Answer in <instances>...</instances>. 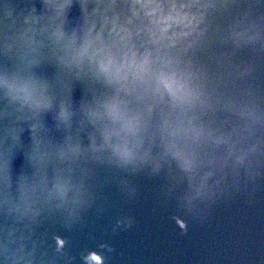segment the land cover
I'll list each match as a JSON object with an SVG mask.
<instances>
[{
  "label": "water",
  "instance_id": "95a60500",
  "mask_svg": "<svg viewBox=\"0 0 264 264\" xmlns=\"http://www.w3.org/2000/svg\"><path fill=\"white\" fill-rule=\"evenodd\" d=\"M202 2L215 7L203 36L184 54L200 68L207 90L199 119L216 136H228L237 151L257 150L238 164L228 144L209 139L201 145V157L218 162L209 184L221 183L212 199L200 193L199 177L190 178L170 157L125 168L88 156L74 165L77 199L50 200L42 177L64 167L51 146L65 131L87 145L92 130L76 117L57 128L54 113L62 102L71 108L90 101L103 86L62 72L45 48L44 62L32 70L53 83L54 110H20L0 90V154L9 151L13 180L5 203L0 178V264H88L93 251L103 254L104 264H260L246 257L264 250V0ZM33 7L42 12L44 0H0V67L19 64L5 51L4 37L25 26ZM153 153L162 154L159 143ZM21 176L35 185L29 196L36 202L26 215L15 210L25 194Z\"/></svg>",
  "mask_w": 264,
  "mask_h": 264
},
{
  "label": "clouds",
  "instance_id": "9594fccd",
  "mask_svg": "<svg viewBox=\"0 0 264 264\" xmlns=\"http://www.w3.org/2000/svg\"><path fill=\"white\" fill-rule=\"evenodd\" d=\"M214 7L202 0H44L42 12L33 7L25 26L4 37L5 51L14 52L19 64L0 67V90L20 110L39 114L56 107L53 83L32 70L44 62L45 48L62 72L88 77L103 86L90 101L71 108L62 102L54 113L57 128L76 117L83 128L92 130L87 145L65 131L51 146L50 155L64 167L42 177L41 187L48 199L62 204L77 199L80 192L74 165L88 156L125 168L159 165L170 157L190 178L198 176L200 193L212 199L221 183L217 179L209 184L218 162L203 159L201 145L209 139L228 144L229 157L235 156L238 164L257 150L252 146L237 151L228 136H216L198 116L207 101V90L200 68L184 54L203 36L208 10ZM73 9L78 11L73 14ZM158 143L160 156L153 153ZM0 155L7 203V189L13 182L9 151ZM209 164L213 167L201 172ZM28 180L21 176L17 181L25 194L15 210L23 215L36 202L29 196L35 185ZM179 224L187 229L183 220ZM58 243L63 247L65 241L58 238ZM86 259L88 264H104L103 254L96 251ZM246 259L264 264V250L257 249Z\"/></svg>",
  "mask_w": 264,
  "mask_h": 264
}]
</instances>
